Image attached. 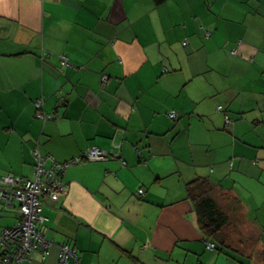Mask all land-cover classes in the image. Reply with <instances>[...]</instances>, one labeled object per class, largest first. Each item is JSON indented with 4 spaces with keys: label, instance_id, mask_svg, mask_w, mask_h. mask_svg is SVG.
<instances>
[{
    "label": "crops",
    "instance_id": "1",
    "mask_svg": "<svg viewBox=\"0 0 264 264\" xmlns=\"http://www.w3.org/2000/svg\"><path fill=\"white\" fill-rule=\"evenodd\" d=\"M91 146L109 158L42 196L45 258L14 264H60L64 244L82 264H264V0H0V176L34 179V147L50 168ZM196 177L254 247L237 227L208 247Z\"/></svg>",
    "mask_w": 264,
    "mask_h": 264
},
{
    "label": "built area",
    "instance_id": "2",
    "mask_svg": "<svg viewBox=\"0 0 264 264\" xmlns=\"http://www.w3.org/2000/svg\"><path fill=\"white\" fill-rule=\"evenodd\" d=\"M61 62L66 60L65 55H60ZM103 78L106 76L103 75ZM40 102H37V107ZM218 108H221L219 105ZM48 117L49 115L39 112ZM177 116L176 111L172 110L169 117L174 119ZM231 120L225 116V125L229 126ZM108 157L107 151L92 146L85 150L83 158L76 157L70 161H65L61 164L52 165L50 168L45 167L44 162L47 157L41 155L37 150L34 151L35 160V178L23 179L7 176L2 178V182L11 186L8 190L0 188V200L5 207L13 206L17 202V211L19 217L12 226L3 228L0 232V264H12L29 260L32 253H41L44 255V249L51 244L45 238L44 232L37 227L38 224L44 223V217L41 214L42 196L46 195L53 201L58 200L59 196L65 193L66 184L62 179L65 170L72 162H80L82 159L88 160H104ZM71 163V164H72ZM28 194H27V192ZM142 193V189L138 191ZM27 202L33 203V208L27 206ZM59 263L65 264L69 258L74 260V264H80V259L77 257L75 250L67 244L59 245ZM208 247H213V244L208 242Z\"/></svg>",
    "mask_w": 264,
    "mask_h": 264
},
{
    "label": "trees",
    "instance_id": "3",
    "mask_svg": "<svg viewBox=\"0 0 264 264\" xmlns=\"http://www.w3.org/2000/svg\"><path fill=\"white\" fill-rule=\"evenodd\" d=\"M164 1L165 0H153V2L155 4H160ZM184 43H186V42L184 41ZM232 52L235 53V50H232ZM37 111L38 112L43 111L41 105L39 107H37ZM169 113H168V116H169ZM48 115L49 116L46 117L47 119L53 117L52 113H49ZM225 116H228V115H225ZM88 148H90V147H87L86 149L82 150L79 155H77V156H75L69 160H66V161H70V160H72L76 157H79V156L81 158H83V153ZM36 149L37 148L34 147L31 151V155L33 158V163H34V169L36 166L35 160H34V151L36 152ZM107 158H109V154H108ZM83 161H86V162H88V161L89 162L90 161H100V159L99 160L82 159L80 162H83ZM80 162H74V163L71 162L72 164L70 163L68 167L72 166L73 164L80 163ZM7 176H9V175L0 176V188H6L9 190V187H11V186L2 182V178L7 177ZM14 177L20 178L18 176H14ZM212 187L213 186L211 184V181L208 178H203V177H196V178L191 179L185 183L186 196L193 202V207H194V210L196 212V216H197L198 223H199L201 230L205 234V237L211 241V243L213 244V248L215 247L217 250H221L222 246H225V244H226L227 234H225L224 228L229 222V216L219 206V204L215 201V199L211 196L210 193H211ZM12 225H10V226H12ZM1 230H0V232H1ZM46 249L47 248L44 249L45 253H46ZM74 250H75L77 257L80 259V264H82L81 258L78 256L76 249H74ZM45 253H44V255H40L41 253L39 251L37 253H32L29 256V260H25L23 262H16V263H24L26 261H31L33 258H38L39 260H43L45 258ZM238 259L241 260V257L240 258L238 257ZM69 260H72L74 262V260L72 258H69L67 261H69ZM134 260H136V258ZM12 264H14V263H12Z\"/></svg>",
    "mask_w": 264,
    "mask_h": 264
},
{
    "label": "rangeland",
    "instance_id": "4",
    "mask_svg": "<svg viewBox=\"0 0 264 264\" xmlns=\"http://www.w3.org/2000/svg\"><path fill=\"white\" fill-rule=\"evenodd\" d=\"M106 79H107L106 77L105 78L102 77V82H105ZM61 163L62 162H55V160H54V165L61 164ZM81 163L82 162L76 163V164H73L72 166L78 165V164H81ZM27 194H28V192H27ZM27 206L33 208V203L32 202H30V203L27 202ZM240 213H241V209L238 208V207L237 208L235 207L234 208V212L232 213V215L231 216L228 215L229 216V222L225 226L224 232H225V234H227V237L228 238L229 237L231 238V233H232V231H234L233 228L237 227L238 229H243L244 231H243V235H242L243 236L242 240L244 239L245 240V243H242V241H240L241 242V246L242 247H254L253 245H254V243L257 242V240H255V234H253V232L251 231V229L249 227L243 226L245 224L239 222L240 220L238 222H236V221H233L232 222V219H233L232 216H234L235 214L239 215ZM231 241H232V244L233 245L237 246V243L238 242L236 240H231ZM262 242H264V238L262 239Z\"/></svg>",
    "mask_w": 264,
    "mask_h": 264
}]
</instances>
